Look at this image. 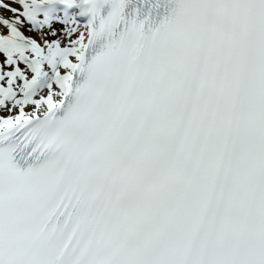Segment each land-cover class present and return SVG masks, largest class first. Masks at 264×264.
Here are the masks:
<instances>
[{
    "label": "snow or ice",
    "instance_id": "1",
    "mask_svg": "<svg viewBox=\"0 0 264 264\" xmlns=\"http://www.w3.org/2000/svg\"><path fill=\"white\" fill-rule=\"evenodd\" d=\"M0 264H264V0H0Z\"/></svg>",
    "mask_w": 264,
    "mask_h": 264
}]
</instances>
